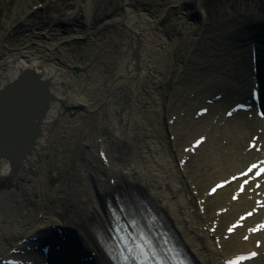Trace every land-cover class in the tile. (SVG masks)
I'll return each mask as SVG.
<instances>
[{
  "label": "bare ground",
  "instance_id": "bare-ground-1",
  "mask_svg": "<svg viewBox=\"0 0 264 264\" xmlns=\"http://www.w3.org/2000/svg\"><path fill=\"white\" fill-rule=\"evenodd\" d=\"M30 1H19L4 18L0 88L29 68L48 81L52 98L21 158L14 163L0 156V264L9 257L47 264L39 245L58 232L93 264H111L96 225L108 224L109 198L119 192L127 202L154 205L198 264L263 251L264 227L255 234L251 228L264 213V174L258 188L251 182L242 193L236 174L264 156V122L249 100L257 81L251 36L253 24L264 22V8L251 4L222 13L217 30L193 33L189 47L179 51L177 40L158 26L164 10L116 0L110 15L95 17L90 0H73L61 17L54 12L29 24L26 17L38 8H29ZM188 2L175 0L177 18L196 10L191 27L203 32L202 7H184ZM238 104L247 109L234 110ZM23 117L8 125L19 133L15 143L27 139ZM252 130L258 138L249 149L250 139L243 142ZM192 156L199 157L201 171L189 169ZM219 181L226 184L210 195ZM258 198L263 206L256 212ZM247 211L253 215L227 233ZM240 264L264 262L259 255Z\"/></svg>",
  "mask_w": 264,
  "mask_h": 264
},
{
  "label": "rangeland",
  "instance_id": "rangeland-1",
  "mask_svg": "<svg viewBox=\"0 0 264 264\" xmlns=\"http://www.w3.org/2000/svg\"><path fill=\"white\" fill-rule=\"evenodd\" d=\"M21 0H0V30H3V21L4 18H8L12 9L19 4ZM130 3H134L139 7H145L148 9L154 10H164V18L159 22V28L162 29L168 39L177 40L176 49L179 51H185L189 47L190 39L193 37V33H198V36H204L207 34L213 33L217 30L218 19L222 13L227 11H235L239 7L248 8L251 4H256L258 7L264 8V0H189V3L192 7H196L199 10L198 6L202 7L204 12V31L198 32L193 30L191 25L194 22L190 18L191 9L185 10L186 16L184 18H177L176 9L173 8L175 0H128ZM73 0H31L28 3V7L34 5L38 8L31 14L26 17L25 22L29 24H34L37 20H48L52 18L54 12L58 16H62L65 12L72 10L70 4ZM32 3V4H31ZM92 7V15L96 16L99 12H105L109 9L116 7V0H90ZM29 7V8H30ZM200 11V10H199ZM169 30H168V29ZM20 27L16 28L18 31ZM14 37H17L15 31H13ZM82 44V43H81ZM253 130L248 132L244 138L243 145L246 144V141L251 138ZM183 145H181L182 148ZM199 157L192 156L190 159H187V164L189 169L192 171H201L202 168L199 167ZM214 181L210 182L207 186L211 185ZM202 188V190L205 188ZM201 188V187H200ZM199 188V189H200ZM201 190V189H200Z\"/></svg>",
  "mask_w": 264,
  "mask_h": 264
},
{
  "label": "water",
  "instance_id": "water-1",
  "mask_svg": "<svg viewBox=\"0 0 264 264\" xmlns=\"http://www.w3.org/2000/svg\"><path fill=\"white\" fill-rule=\"evenodd\" d=\"M260 39L264 40L261 34ZM48 85V81L42 78L40 73L27 68L21 71L16 78L5 83L0 89L1 157L16 162L14 160L21 158L28 146H31L32 143L29 144V142H32L39 134L41 118L44 116L52 98ZM25 92L28 93V96L24 95ZM18 117H23L24 121L28 120L29 123H22L27 131V139H22L23 143H15L16 140H13V138L18 136L19 133L13 132L12 127H8V125L14 126L15 121L13 119ZM12 147L15 151H12Z\"/></svg>",
  "mask_w": 264,
  "mask_h": 264
},
{
  "label": "snow or ice",
  "instance_id": "snow-or-ice-1",
  "mask_svg": "<svg viewBox=\"0 0 264 264\" xmlns=\"http://www.w3.org/2000/svg\"><path fill=\"white\" fill-rule=\"evenodd\" d=\"M197 143H200V141H197ZM257 166L254 164L252 166H250V168L248 169L249 172L252 171L253 168H256ZM261 173H264V168H261L259 169L257 172H256V175L259 176L261 175ZM242 175H247V173H242ZM245 183H247V181H245ZM219 187V186H218ZM213 191H215V189H213ZM229 231H231V229H229ZM246 239V237H245ZM131 251V250H130ZM250 255L254 256L255 253H251ZM249 257H245V256H238V257H235L234 259L232 260H229V261H226L225 264H239V261L240 260H243V259H247ZM129 261H132V264H146V261H147V257H145V260L144 261H140L137 256L135 255H132V256H126L123 258V262L122 264H128Z\"/></svg>",
  "mask_w": 264,
  "mask_h": 264
}]
</instances>
